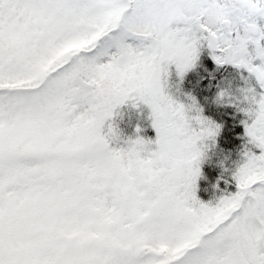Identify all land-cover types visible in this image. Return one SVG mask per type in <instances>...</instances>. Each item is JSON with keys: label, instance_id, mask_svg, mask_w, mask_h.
Returning <instances> with one entry per match:
<instances>
[{"label": "snow or ice", "instance_id": "snow-or-ice-1", "mask_svg": "<svg viewBox=\"0 0 264 264\" xmlns=\"http://www.w3.org/2000/svg\"><path fill=\"white\" fill-rule=\"evenodd\" d=\"M0 264H264V0H0Z\"/></svg>", "mask_w": 264, "mask_h": 264}, {"label": "trees", "instance_id": "trees-1", "mask_svg": "<svg viewBox=\"0 0 264 264\" xmlns=\"http://www.w3.org/2000/svg\"><path fill=\"white\" fill-rule=\"evenodd\" d=\"M135 123V120H133L131 123L128 122H121V127L123 128V131L125 134H131L133 131V124ZM148 134H151L150 130L148 131ZM198 194L202 196L204 199H208L211 195V190L209 192L200 191Z\"/></svg>", "mask_w": 264, "mask_h": 264}]
</instances>
